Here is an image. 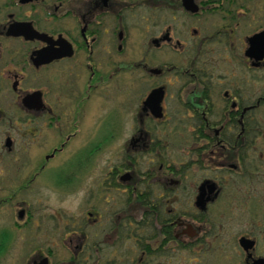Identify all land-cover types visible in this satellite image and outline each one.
<instances>
[{
  "label": "flooded vegetation",
  "instance_id": "flooded-vegetation-1",
  "mask_svg": "<svg viewBox=\"0 0 264 264\" xmlns=\"http://www.w3.org/2000/svg\"><path fill=\"white\" fill-rule=\"evenodd\" d=\"M133 25L146 35L145 52L129 64ZM83 58L89 93L77 86V108L62 109L44 74L74 65L75 73ZM128 67L138 73L135 88L124 83L126 94L136 96L128 100L136 136L123 142L124 154L106 172L107 191L116 192H85L83 208L60 212V225L50 227L32 219L27 195L0 192V210L17 209L20 221L12 223L30 236L29 252L17 264H222L203 261L204 250L222 240L223 226L244 218H252L253 227L233 237L232 250L241 254L239 264H264L263 205L251 187L238 189L264 171V0L3 2L0 161L18 146L43 143L38 175L85 128L95 130L91 96L106 99L111 85L121 89ZM142 80H154L144 96ZM97 122L109 142L123 132L126 116L107 111ZM175 146L184 149L181 164ZM84 153L88 166L93 153ZM78 159L70 164L72 181ZM239 203H250L249 211L238 212ZM12 242L13 232L2 226L0 262Z\"/></svg>",
  "mask_w": 264,
  "mask_h": 264
},
{
  "label": "rangeland",
  "instance_id": "rangeland-1",
  "mask_svg": "<svg viewBox=\"0 0 264 264\" xmlns=\"http://www.w3.org/2000/svg\"><path fill=\"white\" fill-rule=\"evenodd\" d=\"M6 1L8 0H0V5ZM137 18H139V16ZM140 28L139 25L132 26L133 36L130 39V46H128L125 55V60L129 64H135L141 61L144 57L145 51L143 46L145 44L146 35L143 31L139 30ZM84 55H80L78 61ZM82 62L83 65H78L75 73L74 65L72 70L63 67L61 69L62 74L59 73V69L55 68L51 74H49V72L44 74V79H48L51 83V93L56 96H61L60 100L62 101V109L77 108L76 103L73 101L75 100L77 86H79V89L84 92V96L89 93L90 74L86 71L84 65L86 62L85 58L82 59ZM70 73H72V75H70ZM76 75H79L78 80L76 78L74 79ZM121 77L123 78L122 88L119 89L115 87L114 89L111 85V88L108 89L110 95L109 98L105 99V97L102 98L99 94L94 93L91 96L93 117L91 116L90 118V124H94V128H97L98 117L101 118L107 111H111V113L122 112L126 116V125L123 132L117 133L111 140H109V142L103 141V138L101 137L104 135L97 132L96 128L95 130L91 127L85 128L86 131L74 140V143L67 149V151L57 160L47 165V167L41 170L38 175L37 173L41 168L38 161L39 156L45 153V150L47 149V147H44L45 145H43V143L32 144V148H30V146L26 150L19 149L20 147L18 146L14 154H4V158L0 161V192H9V194L18 192L20 198L27 195L33 213L32 219L36 221L51 222L44 227H50L57 224L60 225L61 221L59 219H62L60 218V212H76L80 210V208H83L82 195H84L85 192H116L113 190L107 191V185H105L104 179H106L107 170L118 161L119 155L124 154L123 142L128 141L132 135H135V133H133L134 130L131 128L130 120L131 111L134 107L130 106L128 100H132L136 96L133 92H131V96L126 94L124 83L132 82V85L128 87L133 88L135 80L138 78V73L134 71V68L128 67ZM142 82L143 83L140 84V87L143 88L141 92L144 96L147 91L152 89L154 80L151 82L142 80ZM33 85L35 86V83ZM58 86H60L61 91H58ZM73 88L74 91H72ZM55 90L56 93L54 94ZM53 99L54 96H52L51 100ZM124 101H126L125 105ZM193 101L197 103L195 100ZM3 130L5 129L0 127V136ZM99 142H102L103 144L98 148L97 144ZM262 142L263 138L260 136L257 140V143L260 144V148ZM181 147L182 146H175L174 149L175 162L179 164L183 163L184 158V149ZM82 152L93 153L91 156V162L88 166L84 164L85 162H81L80 157L82 156L83 160L85 157L81 154ZM76 156L79 158V167L76 169V178L72 181L70 179L72 175L70 168L72 165L70 164H75L72 160ZM147 161L148 159L146 158L141 160V169H146ZM65 171H67L66 174ZM251 173L253 174V171H251ZM252 179L249 178L251 181L249 186L243 183V185H238V189L240 192L248 193L247 190L251 187L253 189L252 194L255 196L254 199L260 201L264 209V171H258L253 175ZM249 194H251V192H249ZM239 204L240 207L238 212L242 213L249 211L248 207L250 206V203L244 205H242L243 203ZM16 210L17 209L15 208H2L0 210V228H2V226H7L9 230L13 232V242L7 252L9 254L6 255L4 259H1L0 264H17L21 258L29 252L27 248V239H29L30 236L27 231H25V228L19 227L20 229L18 230L14 226L15 223H12L20 221L17 213L18 210ZM65 217L66 216H63V219H66ZM22 221L24 222V219ZM252 223V218H244L243 221L234 220L223 226L220 230L222 240L213 241L207 245L204 250L207 254L203 261L214 260L220 261L222 264H231V262L232 264H239L242 256L237 249L234 248L235 250H232L233 237L252 228ZM53 231L54 230L51 231L52 237L55 236ZM37 241L39 240H36V242ZM62 252L70 253V250L63 247ZM194 259L196 258L194 257ZM191 264H193V262Z\"/></svg>",
  "mask_w": 264,
  "mask_h": 264
},
{
  "label": "water",
  "instance_id": "water-1",
  "mask_svg": "<svg viewBox=\"0 0 264 264\" xmlns=\"http://www.w3.org/2000/svg\"><path fill=\"white\" fill-rule=\"evenodd\" d=\"M156 95H157V92L156 91H154L152 94H151V96H150V98H149V100H155V98H156ZM155 97V98H154ZM159 101H161V96H160V99H159ZM260 264V263H259Z\"/></svg>",
  "mask_w": 264,
  "mask_h": 264
}]
</instances>
